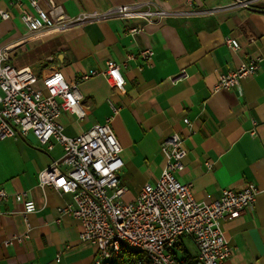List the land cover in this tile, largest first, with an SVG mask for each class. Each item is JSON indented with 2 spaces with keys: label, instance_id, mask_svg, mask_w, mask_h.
<instances>
[{
  "label": "crops",
  "instance_id": "obj_1",
  "mask_svg": "<svg viewBox=\"0 0 264 264\" xmlns=\"http://www.w3.org/2000/svg\"><path fill=\"white\" fill-rule=\"evenodd\" d=\"M11 1L0 0V10L10 14L0 23V48L11 46L8 64L15 69L30 70L38 78L59 70L72 82L104 69L106 61L122 63L128 55L136 56L121 68L123 94L115 93L105 77H92L79 83L87 115L78 120L63 111L60 116L68 137L112 117L124 163L118 173L127 188L123 199H135L144 184L157 181L165 164L161 143L178 133L187 153L178 179L192 186L196 201L212 203L225 189H258L254 206L221 229L232 249L227 264H264V0H248L250 9L234 6L232 0H53L67 17L142 3L178 15L149 25L138 20L87 23L27 41ZM37 1L46 10L44 1ZM23 5L34 13L26 0ZM132 27L143 28L126 34ZM227 36L238 42V50L224 44ZM146 49L154 55L139 70V53ZM251 59L260 61L254 75L242 79L238 88L214 90L221 76ZM183 70L186 77L172 82ZM111 105L119 109L116 114ZM35 146L40 149L30 135L0 141V188L10 195L26 193L36 207L25 221L22 206L12 197L0 204V264H94L97 249L79 241L80 223L68 216L56 223L57 208L70 196L38 186L39 173L61 156V149L55 146L53 156H47ZM13 235L25 238L5 246Z\"/></svg>",
  "mask_w": 264,
  "mask_h": 264
},
{
  "label": "built area",
  "instance_id": "obj_2",
  "mask_svg": "<svg viewBox=\"0 0 264 264\" xmlns=\"http://www.w3.org/2000/svg\"><path fill=\"white\" fill-rule=\"evenodd\" d=\"M26 1L34 13L23 7V0L10 2V7L19 11L18 18L27 30L24 41L87 23L138 20L149 25L178 15L142 3L67 17L53 0H43L46 10L40 8L37 0ZM232 5L250 9L248 0H232ZM9 19V12L0 10V23ZM142 28H126L125 32L133 36ZM224 44L233 51L239 48L238 42L229 36L224 37ZM10 49L11 46L0 48V141L20 140L30 135L44 152L60 147L61 156L39 173L38 186L70 196V202L57 208L56 223H60L62 216L80 223L79 241L97 249L94 264L123 258L125 251L142 256L134 258V264H181L178 255L182 256L185 240L195 250L193 264H227L232 249L221 224L240 218L254 206L258 195L254 185L240 191L225 189L218 200L209 204L196 201L192 186L178 179L187 153L182 137L172 133L161 143L165 164L160 177L154 184H144L135 199L125 201L127 188L118 176L124 163L120 158L121 146L111 128L112 117L75 137L64 134L60 123L63 111H70L78 120L89 111L79 83L101 75L115 93L123 94L126 82L121 68L135 61L136 56L128 55L122 63L106 61L104 69L90 70L78 80L68 82L59 70L38 78L30 70L13 68L8 64ZM153 55L149 49L139 53L142 59L139 70L150 64ZM259 62L251 59L241 63L234 72L221 76L214 90L238 88L242 79L256 73ZM185 77L183 70L171 80ZM111 109L114 114L119 110L112 105ZM183 124L190 126L188 119H183ZM10 197L22 206L25 221L35 212V204L26 193L10 195L1 187L0 204ZM24 238L13 235L4 245L21 243ZM56 261L59 262L58 256Z\"/></svg>",
  "mask_w": 264,
  "mask_h": 264
},
{
  "label": "trees",
  "instance_id": "obj_3",
  "mask_svg": "<svg viewBox=\"0 0 264 264\" xmlns=\"http://www.w3.org/2000/svg\"><path fill=\"white\" fill-rule=\"evenodd\" d=\"M181 251H182V256L179 258V262L181 264H193L194 257H192L185 248L181 249ZM123 254L125 257L114 258L108 262H104L103 264H134L133 261L134 258L142 257L138 255L134 256L133 253L127 251H125Z\"/></svg>",
  "mask_w": 264,
  "mask_h": 264
},
{
  "label": "rangeland",
  "instance_id": "obj_4",
  "mask_svg": "<svg viewBox=\"0 0 264 264\" xmlns=\"http://www.w3.org/2000/svg\"><path fill=\"white\" fill-rule=\"evenodd\" d=\"M35 151H40L42 154H45V155H51V156H53V154H54V152L52 153V152H42L38 147L36 148V146H35ZM34 150V149H33ZM185 243H186V246L189 248V250H191V251H193L194 250V248H193V246H192V244L190 243V241L189 240H187V241H185ZM195 251V250H194ZM179 256V258L181 257V254L180 255H178Z\"/></svg>",
  "mask_w": 264,
  "mask_h": 264
}]
</instances>
